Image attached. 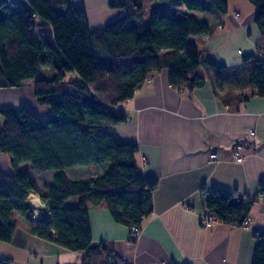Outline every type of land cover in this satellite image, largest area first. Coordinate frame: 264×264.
Returning <instances> with one entry per match:
<instances>
[{
	"label": "trees",
	"instance_id": "1",
	"mask_svg": "<svg viewBox=\"0 0 264 264\" xmlns=\"http://www.w3.org/2000/svg\"><path fill=\"white\" fill-rule=\"evenodd\" d=\"M155 1L146 19L143 0H110L108 7L118 14L91 30L85 11L71 0H26L24 8L0 0V89H21L31 79L36 102L50 109L47 118H40L27 107L0 108V152L11 168L9 173L0 168V241H11L20 218L30 234L82 252L79 264H126L111 243L91 244L88 209L102 207L116 223L141 228L153 211L156 182L139 173L135 143L115 134L114 127L125 120L115 107L162 69L172 88L188 91L204 85L201 68L216 75L225 69L188 38L209 30L192 12L224 13L228 0ZM249 2L264 38V0ZM178 3L189 13H160L163 5ZM253 59L251 96H264V57ZM67 73L77 78L65 80ZM232 98L249 97L225 96L229 103ZM23 163L32 175L54 171L51 183L41 185L50 220H31L26 198L36 187L28 172L20 171ZM259 201H264V180L253 194L211 189L204 204L218 223L244 227L250 207ZM252 237L251 264H264V231L255 230ZM10 262L0 258V264Z\"/></svg>",
	"mask_w": 264,
	"mask_h": 264
},
{
	"label": "crops",
	"instance_id": "2",
	"mask_svg": "<svg viewBox=\"0 0 264 264\" xmlns=\"http://www.w3.org/2000/svg\"><path fill=\"white\" fill-rule=\"evenodd\" d=\"M17 1L21 8L27 6L26 0ZM109 1L71 0L75 8L85 11L91 30L118 14L108 7ZM249 3L228 0L224 13L192 12L209 30L188 41L226 70L216 75L201 68L204 85L188 91L172 88L167 70L162 69L131 99L115 107L125 119L114 127L115 134L135 143L134 162L139 173L156 182L153 211L134 243L129 240V228L116 223L106 209H88L91 244L111 243L126 264H251L255 244L252 232L264 231V201L250 207L244 227L217 223L205 228L199 223L205 191L236 189L239 195L253 194L258 182L264 180V96H251L254 88L248 84L253 58L264 57V38L253 20L255 8ZM175 10L189 13L182 3L165 4L160 13ZM229 92L249 98L243 102L232 98L229 103L225 99ZM19 95L26 100L7 102ZM38 105L30 89H0V108L32 110ZM237 142L243 145L241 162L233 155ZM0 168L5 173L11 170L8 156L2 152ZM28 174L36 189L27 195L26 202L34 215L50 220L41 185L51 183L53 173L47 179ZM15 221L11 241H0V258L11 259L9 264L80 263L82 252L38 238L29 233L22 219ZM50 235L56 237L53 230Z\"/></svg>",
	"mask_w": 264,
	"mask_h": 264
},
{
	"label": "rangeland",
	"instance_id": "3",
	"mask_svg": "<svg viewBox=\"0 0 264 264\" xmlns=\"http://www.w3.org/2000/svg\"><path fill=\"white\" fill-rule=\"evenodd\" d=\"M204 3H208V0H202ZM230 1H233V0H230ZM247 3H249L248 0H246ZM144 2V17L147 19L149 17V14L151 12V10L154 8V6L152 5V0H143ZM250 4V3H249ZM251 5V4H250ZM198 11H194V13H197ZM77 78V74H70V73H67L65 75V80H71V79H76ZM24 90L26 91L27 89H30L32 91V80L31 79H28L26 80V82L24 83V86H23ZM33 93V92H32ZM11 100L7 101V102H21L23 100H26V97L25 96H16V97H13L11 96L10 98ZM36 116L40 117V118H47L49 115H50V109L47 105L43 104V105H38L37 108H33L31 110ZM23 170H27L29 173V169H28V165L26 163H23L21 164L20 166V171H23ZM76 171V170H75ZM74 173H77L75 172ZM67 175L71 178L73 174V171L72 169H68L67 171ZM84 172L85 174H88L86 171H82ZM52 173H54V171H50V172H47V173H44V174H41V175H38L40 177V179H47L50 177V175H52ZM38 179V178H36Z\"/></svg>",
	"mask_w": 264,
	"mask_h": 264
},
{
	"label": "built area",
	"instance_id": "4",
	"mask_svg": "<svg viewBox=\"0 0 264 264\" xmlns=\"http://www.w3.org/2000/svg\"><path fill=\"white\" fill-rule=\"evenodd\" d=\"M5 1L12 8H14L16 6H19L17 0H5ZM251 134H252V132H251ZM242 147H243V145L240 142H237V143H235L233 145V155L235 156V159L237 161H239V162L243 161V156L241 154ZM211 157L214 158L215 157V154L212 153L211 154ZM209 195H210V191H207V192L205 191L204 194L202 195L203 196V199L207 198ZM30 217H31V220L33 221L34 224H37L42 219H46V217H43V216L37 217L33 213L31 214ZM199 223H200V225L202 227H205V228H208V227H210V226L215 225V224L218 223L217 220H216V218L214 217V215L211 214V213H209L207 211V207H206L205 204L203 206L202 212L199 214ZM247 223H248V219H246L243 222V226L247 225ZM139 233H140V228H138V227H132L129 230V238L130 239L137 238V236L139 235Z\"/></svg>",
	"mask_w": 264,
	"mask_h": 264
}]
</instances>
